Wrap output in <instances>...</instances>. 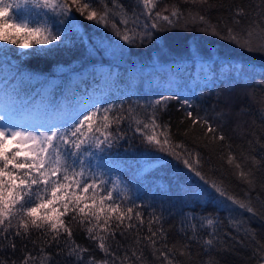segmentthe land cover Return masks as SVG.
<instances>
[{
    "label": "trees",
    "instance_id": "16d2710c",
    "mask_svg": "<svg viewBox=\"0 0 264 264\" xmlns=\"http://www.w3.org/2000/svg\"><path fill=\"white\" fill-rule=\"evenodd\" d=\"M120 2L129 10L136 5V0ZM173 3L185 10L198 11L223 29L225 25L234 26L230 19L232 8L240 6L251 13L260 0H210L213 5L210 8L184 4L182 0H161L157 10ZM77 14L73 12L70 20L57 23L54 31L59 33L60 40L52 44L34 45L24 54L21 48L2 43L6 48H0L2 107L8 102L7 105L14 106L18 112L15 118L21 114L23 119L41 109L44 122L39 128L29 129L45 130L70 120L71 113L85 99L101 108L116 105L113 115H127L130 106L143 115L144 109L139 105H146L161 95L189 98L191 109L182 106L180 100L167 101L166 109L159 111L160 123L169 125L175 143L201 154L200 170L206 178L222 182L230 194L242 200L248 199L250 194L256 215L243 210L231 213L221 210L209 195L212 189L167 151L161 152L147 144L134 131L135 125L129 127L127 120L120 125L124 138L114 140L111 148L98 153L103 159L93 160V165L100 164L94 170L103 172L106 180H118L134 202L141 205L139 210L145 217L141 236L148 235V218L157 216L160 225L153 227H163L169 246L188 245L189 256L176 254V259L183 264H208L209 259L214 264H258L254 251L264 244V111H261L264 109V53L249 52L218 36L211 37L209 32L201 31L203 25L198 21L181 20L176 27L161 22V28L151 29L152 21L147 17L138 21V29L149 31L151 35L142 42L138 37L135 43L127 44L111 26L80 19ZM112 19L119 21L118 16ZM240 19L241 25L235 27H245L251 16ZM145 23L147 29L143 27ZM244 95L254 102L249 106L245 100L241 108L244 114L239 113L240 110L238 122L233 123L226 118L229 111L222 110L225 103L220 98L226 100L227 96L239 101ZM219 109L225 112L223 116ZM187 111L207 115L225 140L211 143L205 140L203 128L196 126L189 130L191 121L187 119ZM23 123L27 128L26 122ZM185 131L188 135H184ZM229 150L245 171L252 169L255 173L254 192L237 178L235 168L227 164ZM253 156L259 161L255 166L250 159ZM201 189L205 192L196 198L195 194ZM203 218L217 221L216 243L209 252L205 251L203 240L209 238L208 233L213 229L199 227ZM191 223L197 224L195 233ZM71 227L76 243L89 250L84 253L85 261L89 256L97 260L104 258L96 243L86 239L78 223L73 222ZM133 235L125 240L117 234L116 241L128 246L132 244ZM44 239L36 230L29 238L16 237V250L0 249V260L5 264L13 260L20 264L26 251L40 256V248L44 247L52 254L50 264H73L65 254H56L55 244L45 246ZM32 241L37 243L33 245ZM60 247H64L63 239ZM114 250L122 254L119 249ZM144 254L146 264H160L151 257L149 249L145 248Z\"/></svg>",
    "mask_w": 264,
    "mask_h": 264
},
{
    "label": "snow or ice",
    "instance_id": "6c2138e0",
    "mask_svg": "<svg viewBox=\"0 0 264 264\" xmlns=\"http://www.w3.org/2000/svg\"><path fill=\"white\" fill-rule=\"evenodd\" d=\"M160 2L136 0V5L129 10L120 0H0V42L21 49L52 44L60 40L59 33L54 31L57 23L70 20L73 12H76L88 21L111 26L127 44L135 43L138 37L142 42L151 35L149 31L140 32L138 29V21L141 17H147L152 21L151 29L161 28V22L176 27L181 20L198 21L203 25L201 31L228 40L249 52L264 53V0L254 5L255 11L251 13L240 6L232 8L230 19L234 26L225 25L223 29L213 25L198 11L182 9L176 3L157 10ZM182 2L207 5L209 8L213 6L210 0ZM34 9L39 11L33 12ZM245 15L251 16L250 22L245 27H235L241 25L240 18ZM113 16H118L119 21L112 19ZM56 18L60 19L57 21ZM143 27L147 29L148 24L145 23ZM169 100H180L182 106L193 107L189 98L163 95L157 100L148 101L146 105H139L144 109L143 115L131 106L127 115H113L116 105L110 104L104 108L93 105L86 114L82 113L45 130L25 128L0 117V249L8 247L14 252L15 238H29L36 230L45 237V246L55 244L56 254H65L73 264H146L145 248L160 264H183L176 259V254L189 256L188 245L169 246L163 227H153L160 225V217L157 216L148 218V235L141 236L140 229L145 225L144 214L139 210L141 205L134 202L127 188L121 187L118 180H106L103 172L94 170L100 164L93 165V160L99 162L103 159L98 153L111 148L114 140L124 138L120 125L125 120L129 121V127L135 125L134 131L147 144L161 152L167 151L168 155L180 161L212 189L214 195H209L221 210L230 213L243 210L256 215L250 194L248 199L242 200L230 194L222 182L210 181L200 170L201 154L173 141L169 125L161 124L159 120V111L166 109ZM187 119L191 121L189 130H194L196 126L203 128L204 138L208 142L225 140L223 133L207 115L187 111ZM184 135H188V131ZM250 159L254 166L259 163L255 156ZM226 162L235 168L237 178L254 192L256 181L253 170L245 171L230 150ZM204 192L205 189H201L195 197ZM191 219L194 221L195 217ZM73 222L84 229L86 239L96 243L104 254L103 259L89 256L85 261L84 253L89 250L73 239ZM216 223L213 218H203L199 224L201 228L213 229L208 233L209 238L203 240L206 252L216 243ZM191 228L195 233L197 224L191 223ZM117 234L125 240L133 235L132 244H120L116 241ZM62 239L63 248L60 247ZM32 243L35 245L37 242ZM114 249H119L122 254L118 255ZM40 253V256H34L26 251L20 264H36L37 261L39 264H50L52 254L46 252L44 247L40 248ZM254 256L258 258V264H264V244L258 246ZM0 264L5 262L0 260ZM11 264H16V261L13 260ZM208 264H214V261L209 259Z\"/></svg>",
    "mask_w": 264,
    "mask_h": 264
},
{
    "label": "rangeland",
    "instance_id": "374dc122",
    "mask_svg": "<svg viewBox=\"0 0 264 264\" xmlns=\"http://www.w3.org/2000/svg\"><path fill=\"white\" fill-rule=\"evenodd\" d=\"M37 11H39V10H35V9L33 10V12H37ZM75 14H77V13L75 12ZM77 15L80 16L79 13ZM72 16H73V14H72ZM80 19L86 20L82 16H80ZM211 37H213V36L211 35ZM2 43L3 42H0V48L3 46L2 48L4 50H6V48H4L5 44H2ZM8 50H9V48H8ZM26 51H28V49H21V52H24V54H26ZM23 56H26V55H23ZM239 98L240 99L245 98V99H244V101L240 100V99H239V101H235L234 98L230 99V97H227V96H226V100H225V97L220 98V100H224V103H225V105H224L225 108H222V110L228 109V111H229V113L226 115V118H229V121H232L233 123L238 122L237 117L240 118L239 113L244 114V110H241V108L243 105H245L244 104L245 100L248 102L249 106H252V104L254 102V100L252 98H250L248 95H244L243 97H239ZM85 100H87V99H85ZM85 100H83V103H86V102H84ZM7 103L8 102L3 103V104H6L5 107H2V104L0 103V117H4L5 119H10V120H12L13 123L19 124V125L22 124V126L24 124L23 122H26L27 128H39L40 124H42L44 122V119H43L42 115L40 114L41 109L37 110L36 113H29L25 117V119H23L24 116L21 114L19 115L18 118H15V116L17 115L18 112L14 109V106H8ZM86 105H88V107L91 106L88 103V104L82 105L81 107L84 108ZM86 110L87 109H85V111ZM219 110H220L219 114H221L223 116L225 112H223L221 109H219ZM82 112H84V110ZM81 113H79V114H81ZM0 123H2V122H0Z\"/></svg>",
    "mask_w": 264,
    "mask_h": 264
}]
</instances>
